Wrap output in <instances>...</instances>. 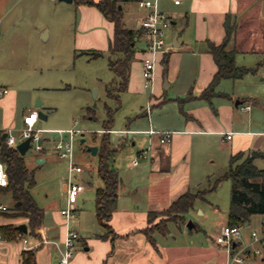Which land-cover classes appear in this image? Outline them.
<instances>
[{
    "label": "crops",
    "instance_id": "obj_1",
    "mask_svg": "<svg viewBox=\"0 0 264 264\" xmlns=\"http://www.w3.org/2000/svg\"><path fill=\"white\" fill-rule=\"evenodd\" d=\"M179 1V4H175L174 0H158L159 9L166 12L172 22L163 35L167 49L157 55L151 88L144 87L142 75L146 40L139 25L143 13L138 9L133 15L134 26L131 29L139 34L135 39L136 52L130 66L127 88L122 93H126L136 102L132 110L134 115L129 119L128 126L131 121L135 123L144 117L147 120V128L138 127L132 130L128 128L120 133L132 132L147 136L143 138L149 153V160L146 162L147 175L142 178V183L132 181L126 185L121 180L117 206L108 222L112 232L107 237H102L106 231L96 219L95 202L94 208L87 211L88 223L85 224L86 211L75 215L74 219L77 217L74 221L75 229L70 225L73 218L67 220L59 211L56 212L55 222L51 225L43 221L38 229L39 238L30 240L26 238L29 248H37L35 254L37 264H57L68 228L76 230L80 236L72 264H102L103 262L105 264H194L193 257H196L198 248L192 246L190 242L170 243L166 240L169 232L166 235L154 233L153 242H151L140 231L149 226L148 213L167 209L187 191L196 193L209 189L213 181L226 171L232 155L241 152L248 154L252 151L264 153V130L256 128L257 113L253 110L254 104L264 110V102L259 101L252 92L240 89L239 84L248 78L247 75L235 81L221 80L216 87V91L221 95L212 97L210 101L199 98L217 70L215 61L208 52L207 41L215 44L223 42L227 15L231 18L230 21L236 23V30L227 45L228 50L236 51V65L250 67L242 62L243 58L249 54L260 56L257 63L263 59L264 0ZM14 4L15 1L10 4V0H0V19L5 21V26L0 32L1 48L11 34L7 17ZM123 5L119 6V9H123ZM79 7L86 8V14L80 17L74 47L82 48V53L99 51L102 53L101 56L107 57L109 42L113 37V23L94 6L79 4ZM93 25L96 27L94 28ZM124 26L127 27L125 24ZM137 43L141 45L137 46ZM165 56L168 58L166 67L163 65ZM263 78L264 75L260 79L263 80ZM0 88L8 90L0 97L2 111L0 132L4 135L8 130H12L16 135L19 129L16 130L14 123L10 122L11 114H14V100L10 103L11 99L8 97L14 91H9L8 86L3 84ZM247 106H249L248 109L245 108ZM7 112L10 114L7 115ZM28 114L29 112L23 117ZM23 117L21 125H23ZM139 122L137 124L141 125ZM151 129L156 133L149 134L148 131ZM113 131L111 129L110 133ZM164 131L171 132V139L167 143H160L158 133ZM228 133H231L230 139L226 138ZM132 144L135 142L133 141ZM96 146L98 149V144ZM214 150L228 157L227 168L218 174L209 175V172H204L207 174H203L205 176L200 178V171H202L200 161L202 162L203 154H206L205 162L217 164ZM47 151L48 148L44 146L41 152L46 154ZM45 161L46 158L43 157L37 159L39 163ZM114 161L115 158L112 164L116 168ZM137 165L131 162V166ZM116 170L118 171L117 168ZM202 177H206L207 185L200 189ZM220 183L221 181L213 190ZM64 190L66 191V185ZM85 190L79 195L78 201L83 200L80 196ZM0 194L9 195L14 203L10 193L0 192ZM1 200L0 198V206L6 207V210H0V226L27 225V219L24 217H8L7 214L13 207L8 209ZM197 200H205V196L197 198L194 204ZM195 208L204 213L200 205ZM226 218L221 228L227 225ZM170 223H168V229ZM175 223L178 225L182 222ZM183 223H186V218ZM261 223L254 229L260 230ZM249 235L247 239L242 236L243 241H248ZM22 250L24 249L18 236L12 239L2 238L0 264H21ZM215 250L222 254L218 264H228L226 251L218 244ZM261 257L264 261V248Z\"/></svg>",
    "mask_w": 264,
    "mask_h": 264
},
{
    "label": "rangeland",
    "instance_id": "obj_2",
    "mask_svg": "<svg viewBox=\"0 0 264 264\" xmlns=\"http://www.w3.org/2000/svg\"><path fill=\"white\" fill-rule=\"evenodd\" d=\"M14 1L15 4L7 17L11 34L2 48L0 47V85H7L9 91H14L8 95L10 103L14 100V114H11L10 122L14 123L17 130L22 127L23 115L31 110L47 116L46 119L39 118L35 125L36 129L44 131V137L48 139L44 144L48 148L47 153L30 148L24 155L28 169L34 172L35 177L31 194L43 209V221L47 225L55 222L56 212L66 209L67 195L64 186L68 182L69 162L59 158L52 146L54 141L61 137L69 139L70 134L67 131L74 130L76 133L73 136V160L84 169L83 173L76 177V181H81L86 189L80 196L83 200L79 199L76 204L75 215L86 211V224L87 211L94 208V191L102 185L96 172L97 156L92 155L87 147L98 144L102 124L106 119L105 106L115 110L111 126L114 131L110 133L109 139L112 145L120 147L114 166L126 185L132 181L143 182L142 178L147 175L146 162L149 160V153L143 141L146 135L132 132L121 134L120 131L138 127L146 129L147 120L141 117L137 120L141 125L131 121L128 126L129 119L134 115L132 110L136 102L126 93L120 94L119 104L107 95L106 87L115 80L107 57L101 56V53L96 58H89L87 54L82 53V48L74 47L80 17L86 14V8L79 7L75 2L62 0H10V4ZM123 9L124 24L132 28L133 15L138 8L135 4L128 3L123 5ZM3 26L5 21L0 19V32ZM140 45L141 43H137V46ZM259 59L260 56L256 54H249L242 62L246 66L254 67ZM263 75L264 66L255 74H247L248 78L245 79L249 80L244 79L239 86L241 90L252 92L253 96L264 102V78L260 79ZM38 100L42 102L39 107L36 106ZM253 110L257 113L256 128L264 130V110L256 104L253 105ZM8 114L10 113L7 112ZM1 119L0 110V126ZM81 139H84V142H81ZM133 141L135 144H132ZM215 153L217 164L205 162L206 154H203L202 162L200 161V178L207 174L204 172H209V175L218 174L227 168L228 157L219 151ZM41 157L46 158V161L37 162ZM134 160L138 162L136 167L131 166ZM255 164L264 169L263 159H256ZM206 185V177H202L199 188L203 189ZM0 198L8 209L13 207L14 203L9 195L0 194ZM229 200L230 181L223 180L215 190L205 195V200L195 202L194 208L185 215L186 223L169 224L166 240L170 243L176 241L177 244L190 242L198 248L196 257H193L194 264H218L222 254L215 250V237L225 223ZM197 205L204 209V213L195 208ZM76 218L70 223L74 229ZM263 220L264 216H253L249 223L241 227L242 236L247 239L250 231L258 228ZM188 222L195 227H187ZM25 238L30 240L32 237ZM261 258L256 259V264H264Z\"/></svg>",
    "mask_w": 264,
    "mask_h": 264
},
{
    "label": "trees",
    "instance_id": "obj_3",
    "mask_svg": "<svg viewBox=\"0 0 264 264\" xmlns=\"http://www.w3.org/2000/svg\"><path fill=\"white\" fill-rule=\"evenodd\" d=\"M76 4L96 7L103 16L113 23V37L108 47V66L115 75V80L106 87V93L114 98L116 103L120 102V93L127 88L131 62L135 56V39L139 34L137 31L127 28L123 23V9H119L125 3H135L136 0H75ZM227 15L225 19V37L222 43L215 44L207 41L208 52L212 55L217 70L207 88L199 95V98L210 101L212 97L221 95L216 91V87L223 79L233 81L243 78L247 74H255L257 70L264 66V57L255 67L237 66L235 62V50H228L227 45L236 30V23L230 21ZM89 58L100 56L99 51L84 53ZM167 57L163 58V65L167 66ZM106 119L102 124L101 136L98 140L97 153V175L103 185L95 190V216L99 224L105 228L107 237L112 230L108 224L112 213L117 206L118 189L121 183L116 168L113 167V160L119 151V146L115 147L110 142L109 136L113 123L115 110L105 106ZM94 117V116H93ZM263 159L264 153L252 151L249 155L238 153L229 159L226 171L217 177L212 186L201 192L187 191L176 199L167 209L157 212H149L147 221L149 226L141 229L147 238L153 242V234L166 235L169 232V222H184L185 214L193 208L197 198H204L206 192L213 190L222 180H230V205L227 212L226 224L228 226L242 227L249 223L252 216H264V169L256 166L255 160ZM0 160L3 162L8 179L6 186H0V192L10 193L14 206L8 217H24L27 219L28 232L24 234L14 225L0 226L2 238L12 239L19 234L39 238L38 229L44 219V211L36 203L31 189L35 186L34 172L30 171L26 165L24 156L6 144V138L0 132ZM157 218L161 220L156 222ZM37 248L24 249L21 252V264H37ZM102 264H105L103 262Z\"/></svg>",
    "mask_w": 264,
    "mask_h": 264
},
{
    "label": "built area",
    "instance_id": "obj_4",
    "mask_svg": "<svg viewBox=\"0 0 264 264\" xmlns=\"http://www.w3.org/2000/svg\"><path fill=\"white\" fill-rule=\"evenodd\" d=\"M179 2V0H174L175 4H179ZM135 4L143 13L139 28L146 40L145 57L142 61L144 87L151 88L154 81L157 55L167 49L163 35L171 26L172 21L166 12L159 9L158 0H136ZM7 91V88H0V97ZM245 108L248 109L249 106ZM39 118L36 111H30L28 115L23 117V125L16 135L12 130L6 132V144L16 149L18 143L29 139L31 149L43 151V144L48 139L44 137V131L35 128ZM67 132L70 134L69 139L61 137L54 141L52 150L59 158L67 159L69 162L68 182L66 184L67 207L62 209L60 213L67 220H70L75 217L76 203L85 186L81 181H76V177L84 171L73 160V136L76 132L74 130H68ZM148 133L154 134L156 132L151 129ZM158 134L160 143H167L171 139V132L164 131ZM226 138L230 139L231 133H228ZM132 164L137 165V160H134ZM7 184L8 179L5 167L0 160V186H6ZM0 210H6V207L0 206ZM18 237L22 242L23 249H28L25 236L19 234ZM79 239L80 236L76 230L71 228L66 230L63 250L57 264H72ZM0 240H2L1 235ZM215 242L226 251L229 260L228 264H256V259L262 256L264 248V220L261 223L260 230L252 229L250 231L248 241H243L241 227L225 225L216 235Z\"/></svg>",
    "mask_w": 264,
    "mask_h": 264
},
{
    "label": "water",
    "instance_id": "obj_5",
    "mask_svg": "<svg viewBox=\"0 0 264 264\" xmlns=\"http://www.w3.org/2000/svg\"><path fill=\"white\" fill-rule=\"evenodd\" d=\"M63 1H72V0H63ZM41 105V101L38 100L36 103V106L39 107ZM38 115L40 118L42 119H46V115H44L41 112H38ZM3 137H6V133L3 135ZM81 142H84V139H81ZM30 149V140L26 139L23 142H20L17 144L16 146V150L19 152V154L21 156H24L26 154V152ZM87 150L92 154V155H96L97 153V146H88ZM187 227L191 228L193 227V224L191 222H188ZM19 231L23 232L24 234L27 233V225L26 224H20L16 227Z\"/></svg>",
    "mask_w": 264,
    "mask_h": 264
}]
</instances>
